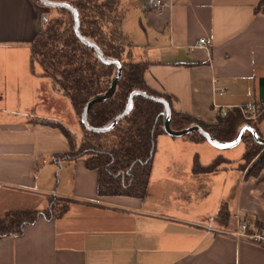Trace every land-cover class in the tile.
Here are the masks:
<instances>
[{
	"label": "crops",
	"instance_id": "obj_1",
	"mask_svg": "<svg viewBox=\"0 0 264 264\" xmlns=\"http://www.w3.org/2000/svg\"><path fill=\"white\" fill-rule=\"evenodd\" d=\"M117 1L123 57L146 62L145 83L175 111L213 124L219 106L264 104V2L170 0L158 12L151 0ZM44 16L37 0H0V217L51 200L63 210L0 237V264H264V247L233 234L237 217L264 226V167L249 174L233 148L160 135L154 158L173 165L159 176L151 165L141 197L106 192L83 157L65 158L68 139L43 121L78 116L30 52ZM217 157L227 161L201 170Z\"/></svg>",
	"mask_w": 264,
	"mask_h": 264
},
{
	"label": "trees",
	"instance_id": "obj_2",
	"mask_svg": "<svg viewBox=\"0 0 264 264\" xmlns=\"http://www.w3.org/2000/svg\"><path fill=\"white\" fill-rule=\"evenodd\" d=\"M48 1L71 4L79 15L81 36L98 46L104 57L121 64V75L111 96L105 100H96L88 107L86 120L91 128L109 125L126 109L129 95L136 91L162 97L168 101L171 112L169 125L173 131L198 124L215 140L231 142L241 126L248 124L264 138V134L258 128V123L264 119V108L254 119H246L239 109L232 108L224 116L219 117L216 123L207 124L191 115L175 111L169 96L149 88L144 81L146 62L126 60L122 55L123 36L119 27L121 12H118L117 0ZM263 2L264 0H261V3ZM52 9L64 17L56 19L51 24L48 18H45V13L42 28L30 45L31 57L41 67L42 75L50 78L53 86L69 99L80 119L85 104L108 90L117 69L114 64L102 62L89 45L79 40L74 31V15L69 9ZM261 82H264V79H261ZM164 117V105L136 94L132 97L130 110L109 129L102 132L91 131L81 123L83 131L81 142L77 141L75 134L61 123L49 121L43 123L57 127L68 139L70 152L65 158L83 157L86 167L97 170L98 187H105L108 189L106 192L110 194L126 193L141 197L148 183L158 137L166 135L163 132ZM187 136L192 140H205L198 132L189 133ZM241 143L245 144V150L239 167L244 169L246 163L258 155V151L264 145L256 143L249 131L244 133ZM226 161L227 159L223 157H217L208 165L201 166V170L208 172L216 170ZM262 167L264 153L258 155V159L247 172L258 175ZM53 204L54 201H51L50 207L42 211L15 210L5 213L0 217V237L19 236L23 233L24 226L32 224L38 217L50 218L60 214L62 206L55 209Z\"/></svg>",
	"mask_w": 264,
	"mask_h": 264
},
{
	"label": "water",
	"instance_id": "obj_3",
	"mask_svg": "<svg viewBox=\"0 0 264 264\" xmlns=\"http://www.w3.org/2000/svg\"><path fill=\"white\" fill-rule=\"evenodd\" d=\"M38 1L47 7L69 9L74 15V31H75L76 36L79 38V40L81 42L85 43L86 45H89L96 52L97 56L99 57V59L102 62L108 63V64H114L116 66L117 70H116V73H115V75L111 81V84H110L108 90L103 95L89 100L85 104V106L82 110V113L80 116V121L86 129L91 130V131H96V132H102V131L109 129L110 127H112L116 123V121L118 119H120L123 115H125L130 110V108L132 106V97L136 94H138V95L140 94V95L146 96V97L164 105L165 117H164V123H163V132L170 137H174V138L183 137L185 135H188L189 133L198 132L214 148H217L220 150H228V149L234 148L235 146L240 144L244 133L246 131H249L251 133V135L253 136V139L255 140L256 143L264 145V138L260 137L258 135L256 129L249 126L248 124H244L243 126H241L237 136L231 142H220V141L215 140L208 132H206L204 129H202L201 126H199L198 124L190 125V126L184 128L182 130H179V131H173L169 125L171 112H170V105H169L168 101L162 97H154V96L149 95L148 93H142V92H136V91L132 92L129 95L128 104H127L126 109L122 113L117 115L111 121V123L109 125L102 127V128H91L88 125L87 120H86V112L88 110V107L96 100H100V101L105 100L106 98L111 96V94L113 93V91L115 89L116 82L121 75V64L116 60H111V59L104 57L102 51L99 49L98 46H96L94 43L86 40L84 37L81 36V34L79 32V15H78L77 10L71 4L66 3V2H51L48 0H38Z\"/></svg>",
	"mask_w": 264,
	"mask_h": 264
},
{
	"label": "rangeland",
	"instance_id": "obj_4",
	"mask_svg": "<svg viewBox=\"0 0 264 264\" xmlns=\"http://www.w3.org/2000/svg\"><path fill=\"white\" fill-rule=\"evenodd\" d=\"M42 7L44 9V12L46 13L45 18L46 19L48 18L49 23L53 24V21H55L56 19H63L64 16L61 15L60 13H58L55 9L47 8V7L43 6V5H42ZM118 12L120 13V6L119 5H118ZM121 44L124 46V50H123L122 55L125 56L124 53H125V51H126L127 48H125L126 42L124 41V38L121 40ZM63 111H64V114H67V112H68L66 107L63 108ZM259 111H261V109ZM68 118L69 119L68 120L66 119V121H65V122H67L68 129L72 133L75 134L76 138H78L77 141H80L81 142V139H82V136H83V131H82L81 121H80L79 117H78V122H77V120H75V118H73V116H71V114H68ZM183 137H187V135H185ZM171 138H174V137H171ZM177 138H180V137H177ZM156 145L158 146V142H157ZM157 146H156V151L158 150L157 149ZM209 151H212V152H215V153H221L222 155H225V152H226L224 150H221L220 151V149H217V148L213 149L210 146H209ZM243 151H244V144L241 143V144L235 146L232 150L228 151V154L231 153L230 154L232 156L231 158H234L236 160L238 159V161H239L241 159V155H242ZM258 153L260 155H263V153H264V146L258 151ZM154 155H153V159L151 160V165H153L155 167L154 168V172H153V176H159L157 173H160V171H161L160 167H164V166H166L168 164L170 166L173 165V164H171L173 160L168 159V158H165V157H162V158H158V157L157 158H154ZM206 155H207L206 153L205 154L204 153H201L200 154V157H199V161L200 162H203V160L206 159V157H203V156H206ZM258 155L254 156V158L252 160H250L248 163H246L245 167L249 169L251 167L252 163L256 159H258ZM185 164H187V161L186 160H181L180 165H185ZM175 165H176V163H175ZM151 178H152V176L150 177V179ZM45 201H46V203L44 205L45 207H43V208H46V207L49 206V199L48 198H45ZM51 201L53 202L54 200H51ZM61 205L60 206H57V209H60L61 208Z\"/></svg>",
	"mask_w": 264,
	"mask_h": 264
},
{
	"label": "built area",
	"instance_id": "obj_5",
	"mask_svg": "<svg viewBox=\"0 0 264 264\" xmlns=\"http://www.w3.org/2000/svg\"><path fill=\"white\" fill-rule=\"evenodd\" d=\"M151 5L154 8V10L160 12L162 11L165 7H171V1L170 0H151ZM196 46L199 47H204L206 46V40L205 38H200L197 41ZM214 86V84H213ZM214 90H216L214 88ZM217 92H223L222 90H218ZM219 113L221 116H224L227 111L231 110L232 108L226 110L225 106H219L218 107ZM239 109L241 114L244 116L246 119H254L259 113V110L264 108V104L262 106L256 104V103H251L248 105L244 106H237L235 107ZM237 228L233 232V234L239 238H242L252 244L264 247V226L259 227L254 223L252 220H245L241 221L240 218L237 217Z\"/></svg>",
	"mask_w": 264,
	"mask_h": 264
}]
</instances>
